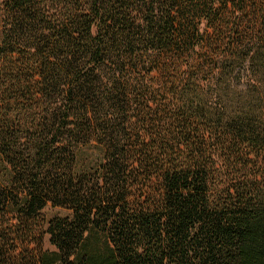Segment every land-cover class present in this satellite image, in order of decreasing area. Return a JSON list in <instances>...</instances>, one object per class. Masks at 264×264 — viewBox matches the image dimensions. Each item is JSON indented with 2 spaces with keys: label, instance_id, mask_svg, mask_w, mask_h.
<instances>
[{
  "label": "trees",
  "instance_id": "1",
  "mask_svg": "<svg viewBox=\"0 0 264 264\" xmlns=\"http://www.w3.org/2000/svg\"><path fill=\"white\" fill-rule=\"evenodd\" d=\"M0 264H264V0H0Z\"/></svg>",
  "mask_w": 264,
  "mask_h": 264
},
{
  "label": "rangeland",
  "instance_id": "2",
  "mask_svg": "<svg viewBox=\"0 0 264 264\" xmlns=\"http://www.w3.org/2000/svg\"><path fill=\"white\" fill-rule=\"evenodd\" d=\"M95 153H97V152L96 151L95 152H90L89 155H94ZM44 213H45L46 219L50 220V219H52L55 216H66V215L70 214L71 212L69 210H67V209L60 208V207H57V206H53L52 204L49 203L44 208ZM45 247L47 249H54V247L49 242V236L46 237Z\"/></svg>",
  "mask_w": 264,
  "mask_h": 264
}]
</instances>
